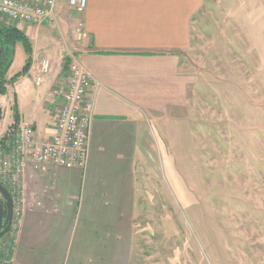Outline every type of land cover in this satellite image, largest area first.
Masks as SVG:
<instances>
[{"label":"crops","instance_id":"crops-1","mask_svg":"<svg viewBox=\"0 0 264 264\" xmlns=\"http://www.w3.org/2000/svg\"><path fill=\"white\" fill-rule=\"evenodd\" d=\"M213 2L88 0L78 13L70 0H57L45 23H13L31 42L32 66L0 94V138L16 121L15 98L19 119L33 125L39 141L54 134V114L70 74L67 55L98 86L92 91L87 168L42 170L30 164L25 171L24 220L12 264H117L122 245L130 244L133 252V229L139 228L133 213L150 206V149L177 146L191 91L182 51L197 44L198 15ZM42 58L50 59L52 70L37 85ZM11 67L9 79L17 74H10ZM144 184L145 193L134 191Z\"/></svg>","mask_w":264,"mask_h":264},{"label":"rangeland","instance_id":"rangeland-1","mask_svg":"<svg viewBox=\"0 0 264 264\" xmlns=\"http://www.w3.org/2000/svg\"><path fill=\"white\" fill-rule=\"evenodd\" d=\"M198 27L180 139L150 149L149 211L133 213L117 264H264V0H214ZM17 46L13 75L28 57Z\"/></svg>","mask_w":264,"mask_h":264},{"label":"built area","instance_id":"built-area-1","mask_svg":"<svg viewBox=\"0 0 264 264\" xmlns=\"http://www.w3.org/2000/svg\"><path fill=\"white\" fill-rule=\"evenodd\" d=\"M88 0H70L78 13H83ZM57 0H0V17L9 24L23 22L41 25L55 14ZM14 25V24H13ZM83 24L77 27L81 35ZM72 58L63 101L54 114V134L39 141L33 125L21 120L0 138V182L9 190L14 202V216L7 241L0 247L1 264L10 259L24 220L23 177L31 164L37 169L52 167L85 170L89 161L91 129L94 120L93 88L98 86L92 73ZM52 70L48 58H42L35 75L37 85Z\"/></svg>","mask_w":264,"mask_h":264},{"label":"trees","instance_id":"trees-1","mask_svg":"<svg viewBox=\"0 0 264 264\" xmlns=\"http://www.w3.org/2000/svg\"><path fill=\"white\" fill-rule=\"evenodd\" d=\"M22 42L27 54L29 55L23 69L12 78L7 77V73L14 61L16 45ZM0 94H5L8 91L9 85L14 84L22 76L26 75L32 66L33 48L27 35L17 26L9 24L0 17ZM15 120L19 121V106L18 100L14 102Z\"/></svg>","mask_w":264,"mask_h":264},{"label":"water","instance_id":"water-1","mask_svg":"<svg viewBox=\"0 0 264 264\" xmlns=\"http://www.w3.org/2000/svg\"><path fill=\"white\" fill-rule=\"evenodd\" d=\"M13 216V198L7 187L0 182V239L10 232Z\"/></svg>","mask_w":264,"mask_h":264},{"label":"flooded vegetation","instance_id":"flooded-vegetation-1","mask_svg":"<svg viewBox=\"0 0 264 264\" xmlns=\"http://www.w3.org/2000/svg\"><path fill=\"white\" fill-rule=\"evenodd\" d=\"M1 240V239H0Z\"/></svg>","mask_w":264,"mask_h":264}]
</instances>
